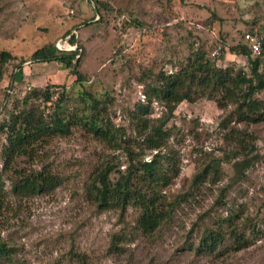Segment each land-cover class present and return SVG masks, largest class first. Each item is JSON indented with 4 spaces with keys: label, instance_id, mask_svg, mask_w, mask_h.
Instances as JSON below:
<instances>
[{
    "label": "rangeland",
    "instance_id": "rangeland-1",
    "mask_svg": "<svg viewBox=\"0 0 264 264\" xmlns=\"http://www.w3.org/2000/svg\"><path fill=\"white\" fill-rule=\"evenodd\" d=\"M210 10L220 19L215 24H209ZM257 23L264 24V0H0V51L12 57L0 67V123L16 112L24 91L47 82L58 86L52 101L68 89L60 115L71 123L69 132L48 140L34 160H17L18 169L45 167L62 178L58 187L32 196L12 193V175L1 157L7 134H0V242L9 249L0 264H77L76 255L91 264H264V122H231L225 128L223 119L234 104L223 92L218 102H181L166 124V145L158 155L161 165L170 167L171 179L163 192L169 200L183 196L157 230L143 234L137 209L101 210L89 194L90 179L106 158L116 156L121 170L126 164L119 146H107L91 133L90 121L107 125L117 141L130 142L138 152L131 144L142 137L135 129L138 108L148 106L142 117L151 121L165 112L146 92L157 74L184 68L201 43L217 45L220 55L224 51L217 67L249 74L247 59L229 49ZM41 48L48 57L80 51L81 84H73L75 78L57 62H35L31 56ZM83 92L104 103L93 108L78 97ZM255 97L264 99V93ZM33 105L45 113L54 107L43 101ZM232 129L253 136L260 159L218 206L220 190L232 176ZM156 152L145 151L142 158L148 161ZM213 161H219L215 170L206 168ZM229 210H237L238 221L247 224L248 245L234 250L232 240L225 239L213 253L196 252L204 227Z\"/></svg>",
    "mask_w": 264,
    "mask_h": 264
},
{
    "label": "trees",
    "instance_id": "trees-1",
    "mask_svg": "<svg viewBox=\"0 0 264 264\" xmlns=\"http://www.w3.org/2000/svg\"><path fill=\"white\" fill-rule=\"evenodd\" d=\"M210 11L209 24L211 21L215 24L220 19L216 17L213 10ZM247 33L262 37L259 54L251 52L248 42L244 39V35ZM239 40L230 46L229 50L247 59L250 64L249 74L241 70L233 71L231 68L217 67L216 61L222 59L224 51L221 52V55L219 52L218 55H213L217 45L210 43L207 46L201 43L195 50H192L189 55L191 57L188 56V65L178 72L157 74L153 84L146 92L164 105L165 112L151 121L142 117V115L148 114V106L138 108L140 114H135L137 119L135 129L142 137L131 141V144L135 142L138 152L128 146L130 142L122 141L121 143V139L117 141V137L107 125L100 126L97 119L90 121L89 130L91 133L107 146L114 144L116 147L119 146L124 151L126 158L123 170L119 169L118 158L111 156L106 158L94 172L90 179L89 194L97 208L101 210L117 209L120 212L129 207L137 209L136 225L143 234H151L162 223L170 219L171 213L178 203V198L180 199L183 195L169 200L163 192L170 183L171 175L168 171L170 167L166 170L161 165L158 153L166 145V124L181 102L191 103L199 98L213 99L218 102L217 94L223 92L225 94L223 99L234 104L233 110L223 119L225 128L231 122L245 126L264 122V99L255 97L257 93H264V24L257 23L255 26H251ZM223 42V45L227 44L226 39H223ZM69 43L75 45L73 35H70ZM45 50V48L36 50L31 56L32 59L35 62L54 61L59 63L61 68L66 70L67 76L75 78L73 84H81L83 76L79 71L80 51H65L48 57ZM11 58L8 52L0 51V67ZM2 75L0 69V82L3 80ZM57 88V85L47 82L42 87H33L24 91L23 95L17 98L20 100L18 102L20 105L16 112H11L9 118L0 123V134H7V142L2 148L1 157L4 160V166L12 175L10 179L11 191L15 195L41 194L62 183V178L52 173L48 168L25 171L18 169L16 164L17 160L22 158L31 162L39 154L40 149L48 144V140L51 141L55 137L69 132L71 123L60 115V108L68 99V89L64 87V90L57 93L56 99L52 101L51 99L55 95L53 90ZM83 95L78 96L80 100L82 102L90 100L93 108L104 103V100H97L88 92H83ZM42 101L44 104H53L51 113H45L38 105H33L34 102ZM102 110L107 111L106 104ZM113 129L117 131V128L113 127ZM236 130L232 129L236 136L231 131L236 142V151L231 154L232 176L229 183L220 190L216 203L218 206L228 188L240 182L245 177L247 170L260 159L253 136L251 137L245 130ZM123 143L124 146H122ZM145 151L157 152L150 160L146 161L142 158ZM218 165L219 161H213L206 168L215 170ZM206 173L207 169L203 170L202 174H196L193 182L201 181ZM2 195L3 182L0 172V209L3 203ZM238 218L237 210H229L227 216L214 219L212 226L204 227L196 252L213 253L225 239L232 240L234 250L246 247L249 241L243 228L246 229L247 224L238 221ZM8 252L9 249L5 243L0 242V258H6ZM76 257L77 264H91L86 261L84 255H76Z\"/></svg>",
    "mask_w": 264,
    "mask_h": 264
},
{
    "label": "built area",
    "instance_id": "built-area-1",
    "mask_svg": "<svg viewBox=\"0 0 264 264\" xmlns=\"http://www.w3.org/2000/svg\"><path fill=\"white\" fill-rule=\"evenodd\" d=\"M244 39L248 42L251 52L253 54H259L262 37L259 35L247 33L244 35ZM213 55H218V51H213Z\"/></svg>",
    "mask_w": 264,
    "mask_h": 264
}]
</instances>
